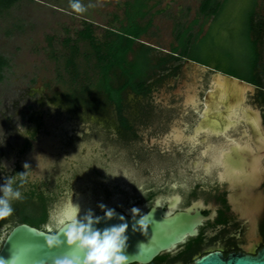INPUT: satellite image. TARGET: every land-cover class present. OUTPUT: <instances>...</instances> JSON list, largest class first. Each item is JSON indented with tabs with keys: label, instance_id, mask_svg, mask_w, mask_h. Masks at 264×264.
<instances>
[{
	"label": "flooded vegetation",
	"instance_id": "af4514ba",
	"mask_svg": "<svg viewBox=\"0 0 264 264\" xmlns=\"http://www.w3.org/2000/svg\"><path fill=\"white\" fill-rule=\"evenodd\" d=\"M189 24V49H199L206 61L173 58L146 80L144 91L127 88L120 109L110 101V201H103L102 194L96 200L122 212L136 207L140 213L155 208L201 215L195 234L146 264H192L208 253L256 254L264 246V16L195 14ZM207 48L217 51L212 52L215 57L206 55ZM188 62L202 64L206 70L194 78ZM217 73L242 79L256 89L237 103L232 94L216 98L209 92ZM127 90L133 95L131 102ZM194 91L195 105L187 102ZM51 118L42 117L27 128L22 141L12 147L10 164L0 167V185L8 176L28 172L21 188L23 200L13 202V215L0 220V248L19 224L43 229L50 222L51 197L77 191L60 184L52 188L66 178V169L69 174L71 167L80 165L69 150L78 156L77 145L100 144L92 139L89 144L80 141L77 147L68 146L70 121L65 115ZM42 138L52 140L54 148L45 143L42 158L27 157ZM43 216L41 225L33 223Z\"/></svg>",
	"mask_w": 264,
	"mask_h": 264
},
{
	"label": "rangeland",
	"instance_id": "374dc122",
	"mask_svg": "<svg viewBox=\"0 0 264 264\" xmlns=\"http://www.w3.org/2000/svg\"><path fill=\"white\" fill-rule=\"evenodd\" d=\"M123 1L81 0L87 8L84 13H76L70 0H16L12 6L0 8V55L6 60L0 70V167L10 164L12 147L22 141L27 128L42 117L48 121L54 115H65L70 121L66 130L70 135L68 146H78L80 165L71 167L69 174L66 169V178L57 181L52 188L60 184L84 193L90 190L95 200L102 194L103 201L109 203L110 117L113 108L92 92L86 96L87 101L75 100L79 102L75 107L65 99L64 94L70 91L71 84L64 67L66 49L63 39L81 28L82 19L99 25L97 33H100L102 27L110 23L113 13L122 12L119 5ZM199 3L200 0H160L151 10L154 15L148 34L138 42L151 45L152 54L163 55L175 43V25H187L197 14ZM157 9L162 11L156 12ZM257 13L264 16V0H259ZM80 48L85 51L87 46L80 43ZM212 52L217 54L216 50H211L206 55L215 57ZM78 62L83 70L84 57L80 56ZM89 74L93 75L90 69ZM77 88L80 87H75V91ZM125 94L131 102V92L127 90ZM92 139L100 144L88 148L87 145L76 146L80 141L86 144ZM96 170L105 174L100 175ZM76 183L78 186L75 187ZM65 198H50L49 220L52 210Z\"/></svg>",
	"mask_w": 264,
	"mask_h": 264
},
{
	"label": "trees",
	"instance_id": "16d2710c",
	"mask_svg": "<svg viewBox=\"0 0 264 264\" xmlns=\"http://www.w3.org/2000/svg\"><path fill=\"white\" fill-rule=\"evenodd\" d=\"M15 1L0 0V8H8ZM159 1L124 0L119 5L122 12L113 13L110 23L102 27L100 33H97L99 25L82 19L81 28L63 39L66 49L64 67L69 73L71 84L70 91L64 97L72 107L79 103L75 100L80 98L85 101L86 96L95 93L107 104L110 101L115 102L120 109V98L127 88L137 92L144 91L146 80L165 69L166 64L173 58L189 56L206 61L199 49H189L192 23L185 26L180 23L175 25L176 44L172 43L170 53L163 56L152 54V46L143 41L138 42L142 36L148 34L153 23L154 13L151 10ZM258 6L259 0H200L197 14L253 15L257 13ZM161 11L162 9L156 10ZM80 43L87 46L85 51H81ZM207 51H211L210 48ZM175 53L177 57L173 55ZM80 56L84 57L83 70L78 62ZM4 64L6 60L0 55V70ZM89 69L93 71V75L89 74ZM75 87L80 88L75 91ZM45 218L43 216L33 223L41 225Z\"/></svg>",
	"mask_w": 264,
	"mask_h": 264
},
{
	"label": "water",
	"instance_id": "95a60500",
	"mask_svg": "<svg viewBox=\"0 0 264 264\" xmlns=\"http://www.w3.org/2000/svg\"><path fill=\"white\" fill-rule=\"evenodd\" d=\"M188 63L192 68L191 74L194 78L200 72L206 70L204 65L197 62ZM217 77L218 80L209 92L212 95H238L239 99L237 100H240L241 96L247 93H253L256 89L255 86L234 76L217 73ZM184 82L186 83V81ZM47 142V138H42L39 143H35V150L29 152L27 157L42 158L44 156L42 150H47L44 146ZM69 152L71 153L72 159L80 160L75 156L74 151L69 150ZM49 157L54 159V156L50 155ZM61 158L62 163L60 165L64 166L66 162L63 156ZM75 185L78 186L77 183ZM100 198H102V195H100ZM71 203L80 209L78 218L85 215L89 209L95 215L103 216V212L98 207L100 202L94 199L90 190L84 193L77 189L76 192L66 196L64 201L52 210L50 221L70 213L72 211ZM116 212L118 215H123L125 222L129 223V229L126 231L128 247L125 253L129 256V264H146L158 254L173 249L178 243L183 242L187 236L196 233V226L201 219L199 213L191 214L189 210L171 213L169 211L166 212L152 208L147 212L150 224L145 235L139 231L135 233L131 231L133 221L131 219L130 209H127L125 212ZM147 213L144 212L141 214ZM167 213L168 215H166ZM136 219L138 220L139 216ZM118 223L120 221L117 218H113L102 221L96 227L103 229ZM42 233L43 229L25 223L15 226L4 239L0 248V258L8 260L13 254L19 255L22 257L20 264H52L53 259L60 256L71 257L79 255L82 259L83 254L74 245L69 246L66 242L60 247L49 249L45 245V238ZM58 235L63 240V234L59 233ZM140 244L142 245L139 247ZM192 264H264V246L256 254L238 252L231 253L225 257L220 252H212L198 257Z\"/></svg>",
	"mask_w": 264,
	"mask_h": 264
},
{
	"label": "clouds",
	"instance_id": "9594fccd",
	"mask_svg": "<svg viewBox=\"0 0 264 264\" xmlns=\"http://www.w3.org/2000/svg\"><path fill=\"white\" fill-rule=\"evenodd\" d=\"M70 5L76 13H84L87 10L81 0H70ZM24 167L26 169L28 165L25 164ZM27 178L28 172L24 171L8 176L0 185V220L13 215V202L23 200L21 188L27 183ZM71 206L70 213L44 224L42 235L49 249L60 247L66 242L69 246L74 245L83 254L82 259L79 255L60 256L54 258L52 264H129V256L125 254L128 247L126 231L129 229V223L125 222V217L101 203L98 207L103 216L95 215L89 209L85 215L78 218L79 207L72 203ZM130 213L133 221L131 231L146 235L150 224L148 213L141 214L140 209L136 207H132ZM113 218H117L120 223L103 229L96 227L102 221ZM59 233L63 234V240ZM21 259V256L13 254L8 260L0 258V264H20Z\"/></svg>",
	"mask_w": 264,
	"mask_h": 264
},
{
	"label": "bare ground",
	"instance_id": "6f19581e",
	"mask_svg": "<svg viewBox=\"0 0 264 264\" xmlns=\"http://www.w3.org/2000/svg\"><path fill=\"white\" fill-rule=\"evenodd\" d=\"M219 90V89H218ZM193 97H191V96H188L189 97V99H188V101L187 102H193V104H194V102H195V94H196V91H194L193 93ZM217 96L218 95H215V97L217 98ZM187 97V98H188ZM233 98H235V101H236V103H237V99H239V96L238 95H236V96H234ZM212 99V98H211ZM212 101V100H211ZM239 101V100H238ZM217 103V102H216ZM195 105V104H194ZM240 105V104H239ZM218 106H220V105H218ZM227 106V105H226ZM235 108V107H234ZM196 109V108H195ZM198 109V108H197ZM215 109V108H214ZM242 110V109H241ZM241 110H240V112H241ZM230 111V110H229ZM234 111V110H233ZM246 111V110H245ZM226 112V111H225ZM239 112V113H240ZM231 113V112H230ZM238 113V114H239ZM236 114V113H235ZM242 114V113H241ZM238 116V115H237ZM233 118V117H232ZM208 119V118H207ZM235 119V118H234ZM257 119V118H256ZM232 120V119H231ZM260 121V120H259ZM233 122H234V120H233ZM232 122V123H233ZM236 123H238L237 121H235ZM258 122V121H257ZM233 124H235V123H233ZM236 125V124H235ZM249 125V124H248ZM233 126V125H232ZM245 126V125H244ZM247 126V125H246ZM67 127V126H66ZM62 128V127H61ZM221 128V127H220ZM231 128V127H230ZM229 128V129H230ZM218 129V128H217ZM216 129V130H217ZM226 129V128H225ZM60 130V129H59ZM219 132V131H218ZM171 135V134H170ZM184 135V134H183ZM196 135V134H195ZM179 136H181V135H179ZM185 136V135H184ZM207 136V135H206ZM60 137V136H59ZM171 137V136H170ZM169 137V138H170ZM200 137V136H199ZM209 137V136H208ZM174 139V138H173ZM260 140H261V138H260ZM259 140V141H260ZM50 144H51V146H50ZM52 144H53V141L52 140H50L49 142H47V146H48V148H50V149H53L54 147L52 146ZM44 146H46V145H44ZM52 147V148H51ZM56 149V148H55ZM58 149V148H57ZM58 151V150H57ZM44 152V151H43ZM54 153V152H53ZM47 154H48V152H47ZM54 155V154H53ZM63 155V154H62ZM213 156H214V154H213ZM38 159V158H37ZM42 165V164H41ZM47 165V164H46ZM39 167V166H38Z\"/></svg>",
	"mask_w": 264,
	"mask_h": 264
}]
</instances>
